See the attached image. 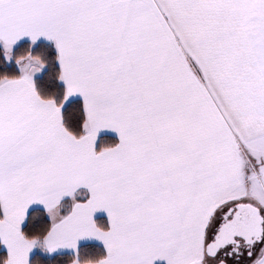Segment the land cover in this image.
Wrapping results in <instances>:
<instances>
[{"label":"snow or ice","instance_id":"1","mask_svg":"<svg viewBox=\"0 0 264 264\" xmlns=\"http://www.w3.org/2000/svg\"><path fill=\"white\" fill-rule=\"evenodd\" d=\"M0 264H264V0H0Z\"/></svg>","mask_w":264,"mask_h":264}]
</instances>
